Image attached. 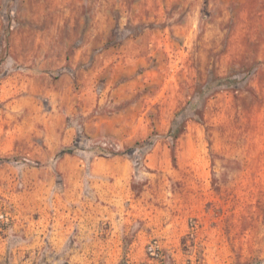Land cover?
<instances>
[{"label":"rangeland","instance_id":"obj_1","mask_svg":"<svg viewBox=\"0 0 264 264\" xmlns=\"http://www.w3.org/2000/svg\"><path fill=\"white\" fill-rule=\"evenodd\" d=\"M93 258L264 264V0H0V264Z\"/></svg>","mask_w":264,"mask_h":264},{"label":"crops","instance_id":"obj_2","mask_svg":"<svg viewBox=\"0 0 264 264\" xmlns=\"http://www.w3.org/2000/svg\"><path fill=\"white\" fill-rule=\"evenodd\" d=\"M72 228H73L72 222L70 221H67V224L61 228V234L59 235V239L61 240V247L68 248V239H69L70 231L72 230ZM77 233L78 231H76V234ZM79 253H80L79 249H74L73 254L80 255ZM84 253L85 254L92 253V255H97L98 251L91 249V248H87L86 250H84ZM89 263L98 264L99 260L98 258H93L92 260L89 261Z\"/></svg>","mask_w":264,"mask_h":264}]
</instances>
